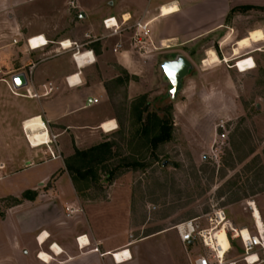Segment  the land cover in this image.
I'll use <instances>...</instances> for the list:
<instances>
[{"label": "rangeland", "instance_id": "1", "mask_svg": "<svg viewBox=\"0 0 264 264\" xmlns=\"http://www.w3.org/2000/svg\"><path fill=\"white\" fill-rule=\"evenodd\" d=\"M38 1L30 4L41 3ZM179 1L188 10L183 27L189 34L220 22L226 8L221 0ZM15 13L19 17L20 11ZM2 16L6 18L5 14ZM263 27L264 8L239 5L228 11L224 25L218 30L186 44L175 43L170 49L164 48L163 51L184 55L191 64L174 95L160 68V63L170 56L166 53L142 56L135 67L125 68L111 52L115 39L104 42L106 47L98 50L89 76L92 81L101 83L107 98L88 108L87 113L89 118L100 117V111L104 110V115L115 119L117 128L111 132L78 130L76 142L72 135L65 134L66 143L60 142L62 157L65 160L76 149L114 141V155L106 164L107 169L127 157L140 165L120 169L110 179L106 169L96 171L95 181L90 177L77 179L74 188L82 203L91 205L88 210L96 212L98 208L103 211L107 208L112 221L122 208L128 219L127 235L133 239L155 230L165 231L168 238L175 235L174 225L203 215L213 206L223 207L235 225L250 227L252 220L245 210L247 199L255 201L264 221V53L256 51L264 48ZM46 28L51 30V38L67 36L80 42L86 30L80 24H70L63 11L59 19ZM94 33L99 36L101 30ZM241 37H249L252 46L241 50L240 55L251 56L255 64L253 69L244 72L233 67L232 59L235 41ZM55 46L54 41L47 46L48 55ZM209 50L216 54L217 62H203ZM138 102H143V119L157 115L169 122L168 140L157 146L142 144L141 123L132 116V108ZM24 106L33 105L26 101ZM0 120L2 125L5 120L8 123L6 118L3 121L0 117ZM85 122L89 121L80 123ZM223 131L226 137L218 140L217 135ZM4 158L5 152L0 150V161ZM165 161L167 164L163 166ZM66 182L65 178L59 181L69 195L71 190ZM15 188L18 187L9 180H0V196L10 194ZM34 188L27 192L46 195L54 193L56 185L51 178ZM13 198H0V264L11 256L8 249L15 231L11 213L19 203ZM18 198L24 199L21 195ZM13 255L14 259H21V250Z\"/></svg>", "mask_w": 264, "mask_h": 264}, {"label": "crops", "instance_id": "2", "mask_svg": "<svg viewBox=\"0 0 264 264\" xmlns=\"http://www.w3.org/2000/svg\"><path fill=\"white\" fill-rule=\"evenodd\" d=\"M33 1L0 0V117L3 121L8 119V123L5 120L4 125L0 120V150L6 155L0 161V180H9L18 187L4 195L17 199L25 191L34 190V187L51 178L54 179L56 190L46 195L38 192L32 200L19 199L21 201L14 207L15 212L11 213L15 219L13 240L8 249L11 256L6 257L4 264H50L52 261L58 264H190L196 252L200 251L199 247L186 250L175 230V235L168 238L164 235L165 231L155 230L140 239H133L127 235L125 228L128 221L125 219V210L118 209L119 214L112 221L107 215V208L104 211L98 208L96 212L93 209L88 210L91 205L83 204L77 195L65 170L63 157L49 158V151L44 145L29 147L22 123L36 115L48 126L49 134L56 135L59 150L60 142L66 143L65 134L72 135L76 142L78 130L92 132L101 129L104 121H116L111 115H104V110L100 111V117L88 116V108L104 102L107 98L101 83L92 81L89 76L90 65L95 62L77 68L71 55L67 51H58L57 45L48 55L47 46L32 49L28 46L27 39L42 35L46 40L55 43L62 39L73 40L67 36L51 38L49 35L52 32L46 28L58 20L63 11L70 24L85 26L84 34L90 33L95 37L88 44L95 56L100 48L105 49L104 42L113 38L115 42L111 52L116 60L125 68L135 67V63L142 56L166 53L169 57L174 54L173 51H163L164 48L170 49L175 43L183 45L218 30L224 25L227 13L233 7L249 5L264 8V0H221L226 5L222 20L192 34L183 27V19L188 10L181 6L179 0H40L38 2L41 3L30 4ZM71 1L75 4L74 8L70 5ZM169 2H176L178 11L160 15L161 5ZM16 10L20 11L19 17ZM1 12H4L2 14L6 18H3ZM80 12L84 17H79ZM108 17H114L118 23L122 21V17L128 18L127 25L138 19L148 22L151 44L146 53L136 56V51L131 50V29L118 35H108L109 31L102 23ZM98 29L101 30L99 36L94 33ZM193 34V37L188 38ZM85 40L84 38L83 41ZM118 42L122 46L114 51L113 48ZM20 72L26 74L28 83L14 91L11 78ZM75 73L81 80L79 84L72 83L75 78L67 80L68 76ZM48 83H51V92L38 97L31 96L33 93L40 94L43 85ZM89 97H100V102L85 106ZM26 101L33 106L25 108ZM81 121L89 122L80 123ZM49 148L55 152L54 144L49 145ZM60 152L63 156L61 150ZM62 178L68 182L66 183L71 190L69 195L59 183ZM67 208L73 210L69 216ZM44 233L49 236L40 243V237ZM84 237L88 240L87 245L81 243ZM53 244L59 246L60 253L52 250ZM125 248L130 253V259L116 262L112 253ZM18 250H21L22 257L17 261L13 254H17ZM40 251L48 253L52 259L48 263L41 261L38 258Z\"/></svg>", "mask_w": 264, "mask_h": 264}, {"label": "built area", "instance_id": "3", "mask_svg": "<svg viewBox=\"0 0 264 264\" xmlns=\"http://www.w3.org/2000/svg\"><path fill=\"white\" fill-rule=\"evenodd\" d=\"M70 5L73 8L75 7L73 1L70 2ZM160 9L161 7L159 8V12L160 15H162ZM128 20V18L125 19L122 17V21L118 23L114 17H108L103 19L102 23L104 28L109 31L108 35L110 36L118 35L124 30L131 29L132 34L129 37L131 50L133 49L141 56L143 53H146L148 46L151 44L149 41L148 22H143L142 19H138L131 25H127ZM40 37L43 36L36 35L28 38L27 44H29L32 38L39 39ZM84 38L86 40L81 42L70 39H62L56 42L58 51L71 52V58L77 68H80L78 59H82L85 64H92L96 61L93 49L88 47V44L92 42L95 37L90 33H85ZM50 43L49 40L44 38V41L39 43L38 48L46 47ZM121 46V43L118 42L115 44L113 50L117 51ZM70 78H75L72 82L73 84H79L81 82L77 73L68 76L67 80ZM13 89L16 91V88L13 87ZM51 90V83L44 84L43 91L40 94L33 93L31 96L38 97L46 95ZM99 102L100 97H89L85 101V106H91ZM22 130L27 139L23 123ZM225 137V131L217 135L218 140L223 141ZM51 144L55 145V152L49 148ZM43 145L46 146L49 151V158L58 159L62 157L56 144V135L49 134V143ZM30 147H32L31 144ZM255 207H257V205L253 199L245 200V210L249 213L252 220L250 227L246 225H235L227 217L223 207L215 206L211 207V209L203 215L195 216L174 225L173 228L186 250L191 251L194 247H199L204 250L203 252H196L190 264H258L264 262V221L260 216L261 225L257 224L254 216ZM154 208L155 207H153V209ZM67 210V216H69L73 210H69L68 208ZM79 238L80 237H78V239ZM232 251H236V253H232Z\"/></svg>", "mask_w": 264, "mask_h": 264}, {"label": "trees", "instance_id": "4", "mask_svg": "<svg viewBox=\"0 0 264 264\" xmlns=\"http://www.w3.org/2000/svg\"><path fill=\"white\" fill-rule=\"evenodd\" d=\"M143 102H138L136 106L132 108V116H135L137 122L141 123V133L144 141L143 145L150 144L151 146H157L159 143L165 142L170 138V126L166 119L153 116L152 118L143 119L142 114L144 108H142ZM116 143L114 141H104L97 145L88 147L84 150H74V154L64 160L65 170L68 172L72 182L76 184L77 179L91 178V181H95L96 171L106 169L108 179H110L116 171L123 169H134L140 164L132 158H123L121 162L113 168L107 169V163L113 157V149ZM34 194H29L25 191L21 197L24 199L32 200ZM15 202H19V199L13 198Z\"/></svg>", "mask_w": 264, "mask_h": 264}, {"label": "bare ground", "instance_id": "5", "mask_svg": "<svg viewBox=\"0 0 264 264\" xmlns=\"http://www.w3.org/2000/svg\"><path fill=\"white\" fill-rule=\"evenodd\" d=\"M160 11L162 15H168L170 13L178 11V6L176 2H169V3L161 5ZM263 32H264V27H263ZM43 41H44V37H40L39 39L32 38L28 46L32 49H35V48H38L39 43ZM251 46H252V42L249 37H243V38L241 37L235 41V44L232 49V59L234 61L233 67L236 68L237 71L244 72V71L251 70L254 68L255 64L251 56L247 55L243 57L240 55L241 50L249 49ZM256 51H261L264 53V48L263 49L258 48L256 49ZM207 54L209 56L207 59H204L203 61L204 63L208 64V63H214L218 61L216 54L212 50H209ZM226 61H228V59H226ZM78 65L79 67H84L85 63L84 61H82V59H78ZM23 125L25 127V132H26L28 140L26 138L25 139L29 147H30V144L32 147H38L45 143H49L48 129L39 115L30 117L29 119L23 121ZM116 128H117V125L114 121H104L101 125V129L105 132L112 131ZM28 141L30 142V144ZM254 216L256 218L257 224L261 225V219H260L261 215L257 207H255ZM48 236L49 235L47 233H44L40 237V243H43L48 238ZM81 243H83L84 245H87L88 244L87 238L85 237L82 238ZM52 250L55 253L61 252V249L56 244L52 245ZM112 257L115 259L116 262H123L126 259H130L129 257L131 256L127 249H123V250H117L113 252ZM38 258L45 263H48L52 259V257L44 251L39 252Z\"/></svg>", "mask_w": 264, "mask_h": 264}, {"label": "water", "instance_id": "6", "mask_svg": "<svg viewBox=\"0 0 264 264\" xmlns=\"http://www.w3.org/2000/svg\"><path fill=\"white\" fill-rule=\"evenodd\" d=\"M79 17H84L82 12L79 13ZM171 58L166 59L160 63V68L169 81L171 87V93L174 95L177 93L181 87L182 79L188 74L191 64L190 61L184 57L182 54L170 55ZM13 87L16 89H21L27 86V77L24 72L17 73L11 78ZM167 163L163 162V166Z\"/></svg>", "mask_w": 264, "mask_h": 264}]
</instances>
